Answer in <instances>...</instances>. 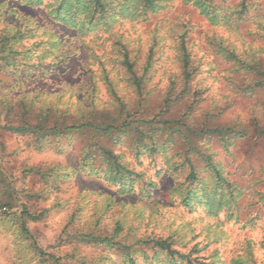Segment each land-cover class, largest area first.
Returning <instances> with one entry per match:
<instances>
[{
  "label": "rangeland",
  "instance_id": "1",
  "mask_svg": "<svg viewBox=\"0 0 264 264\" xmlns=\"http://www.w3.org/2000/svg\"><path fill=\"white\" fill-rule=\"evenodd\" d=\"M151 1L101 0L73 27L52 0H0V264H264V0ZM42 113L46 129L151 124L142 141L7 131Z\"/></svg>",
  "mask_w": 264,
  "mask_h": 264
},
{
  "label": "trees",
  "instance_id": "2",
  "mask_svg": "<svg viewBox=\"0 0 264 264\" xmlns=\"http://www.w3.org/2000/svg\"><path fill=\"white\" fill-rule=\"evenodd\" d=\"M146 6H148L151 10H154L153 8V3L151 0H143ZM195 6H197L201 12L213 23H216L217 15L214 13H210L209 9L206 7V5L202 1H195ZM52 8V13L55 15L59 16L63 23L76 27L79 26L81 23L74 21L75 14H81L83 12H88L90 15L91 9L95 13L99 12H104L105 6L101 2V0H59V2H56V0H52L51 4L48 5V8ZM153 8V9H152ZM88 15V16H89ZM86 16L85 19L88 17ZM231 60H235V56L231 53H228L226 50H222ZM183 74L185 79H188L190 76V73L188 72V57L187 55H184V60H183ZM47 121L46 114L42 113L38 118H37V123L35 125H31L28 123H23L22 126H17V127H8L7 131L11 132L12 134H18L20 136H27V135H35L37 138H43V135L45 131L47 132H54L52 136H55L56 138H60L62 136H67L69 135L72 131H80L83 132V130L87 129L88 131H91L93 135H96L98 133L99 139L106 138L110 136L111 132H119L121 136H135L137 139L142 141L143 135H142V130L140 129L142 126H148L151 124V122H146V121H140L139 126H134L133 123L130 121L125 120L121 126L119 127H112V126H106L105 128L103 127H94L92 125H80V126H69V127H63L61 129H57L56 127H51L46 129L44 127L45 122ZM220 131V130H218ZM211 133H217L215 131H211ZM49 137V136H45ZM147 137H145L146 139ZM148 139V138H147ZM153 145V144H152ZM37 149H41L42 147L38 145L36 147ZM93 148H96L98 152L102 153V157L104 158V161L107 162L109 165V171L107 173L110 174V177L107 179V181L111 184H119V193L124 194L128 192L129 187L128 184L123 183L125 181H131L132 179V172L125 169L123 165L118 163L116 161V157H113L109 151H106L102 147H97L96 143L93 145ZM211 165V163L209 164ZM82 167H88V165H81ZM213 166V165H212ZM214 171V166L213 169ZM217 174V173H216ZM109 176V175H108ZM217 176V175H216ZM190 178L193 179L194 181L197 180L196 174L193 170L190 172ZM193 194L195 196L197 195L196 192L193 191ZM186 206H188V201L185 200ZM197 203H200V200H197ZM19 218H20V233L23 235L22 237L27 240V239H32V235L30 231L27 228V223L28 222H34L37 221L40 218V215H35L26 210V208H23V211L19 213ZM119 228V227H117ZM117 232V231H115ZM86 239L91 240L93 243L99 242V243H111V239H101V238H95L92 237L91 235L85 236ZM34 244V243H33ZM112 244V243H111ZM155 246L159 248L160 254L162 253H167V257L169 259H173L172 251L170 250V244L167 243L166 241H155ZM35 251L39 254L40 257L44 256V253L42 252L41 249L35 247ZM47 257V256H44ZM47 258H50L53 260L55 264L58 263V260L53 258L52 256H48ZM129 262L132 264V261L129 260ZM188 264H192L190 261H188Z\"/></svg>",
  "mask_w": 264,
  "mask_h": 264
}]
</instances>
